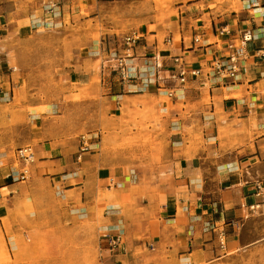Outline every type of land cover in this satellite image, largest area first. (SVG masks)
Wrapping results in <instances>:
<instances>
[{
    "label": "crops",
    "instance_id": "0c3cea01",
    "mask_svg": "<svg viewBox=\"0 0 264 264\" xmlns=\"http://www.w3.org/2000/svg\"><path fill=\"white\" fill-rule=\"evenodd\" d=\"M124 1L0 0V247L15 246L16 234L40 224L52 190L63 226L84 222L95 232L99 264H263L264 198L255 196V186H264V0H172L173 18L158 32H143L136 50L138 66L156 57L163 67L164 81L144 93L141 80L107 83L102 91L105 82L95 79L108 76L103 55L73 58L64 80L91 99L112 90L116 96L101 103L117 119L132 116L142 103L137 99L161 97L158 86L173 87L165 79L174 57L205 66L224 53L227 39L219 30L227 28L233 38L252 33L245 72L236 81L202 78L177 91L187 98L151 100L165 117L167 142L138 170L114 163L109 139L93 142L77 160L83 134L76 111L98 100H44L33 92V68L22 47L31 36L76 28L95 20L99 6ZM27 146L36 161L29 179L18 182L10 178L20 169L16 151Z\"/></svg>",
    "mask_w": 264,
    "mask_h": 264
},
{
    "label": "rangeland",
    "instance_id": "374dc122",
    "mask_svg": "<svg viewBox=\"0 0 264 264\" xmlns=\"http://www.w3.org/2000/svg\"><path fill=\"white\" fill-rule=\"evenodd\" d=\"M131 1L133 0L117 5L103 4L97 9L95 20L64 32L31 36L22 47L26 50L24 59L27 66L31 65L33 68V72L29 73L30 81L34 85L33 92L53 103L63 100L65 103L98 100L95 104L80 106L74 123L81 129V134L97 135L98 142L109 139L115 164L129 165L138 170L149 163L156 149L166 145L168 130L165 117L151 100L169 98L164 93L156 98L143 96L137 99L142 100V103L134 106L132 116L124 115L122 118L118 117L120 112H116L113 117H118L117 119L108 118L107 103H101V100L115 97L112 90L104 94L103 99H91L87 91L71 89V85L64 80L73 58L79 53H82V57H95L94 55L100 53L103 55L102 61L106 62L109 53L121 49V39L126 34L132 31L158 32L159 28L164 27V23L173 18L170 4L172 0ZM81 15L87 18L89 12L83 10ZM59 67H65V70L60 71ZM106 70H109L106 73L108 76L95 79L97 82H105L102 91H106L107 83L116 86L121 83L107 64ZM168 82L165 79V85ZM170 84L173 86L171 82ZM176 93L175 100L188 96L184 92ZM68 113L74 114V110L71 108ZM47 192L49 196L43 202V209L49 214L44 215L39 220L40 224L33 225L27 233L16 234L15 246L3 242L4 246L0 247V264H99L95 232L84 222H79L76 226H68V223L63 226L64 219L59 211L58 199L53 197L54 191ZM256 264L261 263L257 261Z\"/></svg>",
    "mask_w": 264,
    "mask_h": 264
},
{
    "label": "built area",
    "instance_id": "2783aa9c",
    "mask_svg": "<svg viewBox=\"0 0 264 264\" xmlns=\"http://www.w3.org/2000/svg\"><path fill=\"white\" fill-rule=\"evenodd\" d=\"M217 35L219 38L227 39L224 45V53L213 56L209 64L191 67L185 64L181 57L172 59L173 67L169 70L168 81L173 84V87L158 86L159 89L164 90V95L167 98L170 100L174 99L176 92L191 81H199V79L206 78L216 84L227 81L234 82L245 72L244 62L247 59V45L254 39L252 33L246 31L239 37L233 38L232 32L224 27L217 32ZM143 38L144 36L139 31H132L126 34L121 39V49L109 53L106 61L109 65L108 68L112 69V72L116 74L121 83L125 84L141 80V88L139 90L141 93L146 92L151 84L158 83L161 80L159 75L163 71V67L157 65L156 57H152L150 61H145L141 67L135 63L136 50ZM165 43L170 45L171 39L167 38ZM194 43H198V40L194 39ZM78 142L79 156L77 160L80 161L83 154H88L92 151V144L93 142H98V136L81 135L78 138ZM16 161L20 165V169L11 174L10 178L18 182L27 181L30 176V168L36 161L33 148L27 146L18 149L16 151ZM112 182L115 183L114 180ZM255 196L264 198V186L261 183H257L255 186ZM121 238V233L111 238V251L118 248Z\"/></svg>",
    "mask_w": 264,
    "mask_h": 264
}]
</instances>
